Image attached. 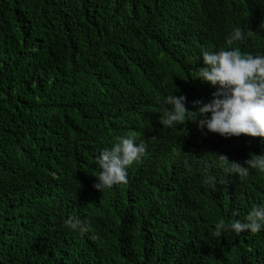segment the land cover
Returning <instances> with one entry per match:
<instances>
[{"label": "trees", "instance_id": "16d2710c", "mask_svg": "<svg viewBox=\"0 0 264 264\" xmlns=\"http://www.w3.org/2000/svg\"><path fill=\"white\" fill-rule=\"evenodd\" d=\"M264 0H0V264H264V229L218 233L264 202V172H226L259 137L163 126L165 95L211 99L200 50L264 54ZM145 153L93 188L118 135ZM89 225L83 235L64 221Z\"/></svg>", "mask_w": 264, "mask_h": 264}, {"label": "clouds", "instance_id": "9594fccd", "mask_svg": "<svg viewBox=\"0 0 264 264\" xmlns=\"http://www.w3.org/2000/svg\"><path fill=\"white\" fill-rule=\"evenodd\" d=\"M243 38L244 30L237 26L224 37L228 47L200 50L202 66L195 68L191 77L214 88L211 99L203 103L192 101L193 111L185 106L183 94L165 95L162 103L166 107L159 116L163 126L172 128L194 121L202 132L207 130L225 138L245 134L264 142V54L242 52L233 46ZM145 150V144L136 142L130 134L116 136L110 147L102 148L94 157L97 169L93 188L101 191L106 186L126 183L128 167L138 162ZM217 156L227 165L226 172H235L241 177L247 176L250 169L264 172V152L251 154L243 165L230 162L222 154ZM236 215L234 210L230 223L219 220L215 225L218 233L229 229L236 234L245 230L257 233L264 229V202L253 204L243 220L235 218ZM64 223L81 235L89 231V225L76 217H69Z\"/></svg>", "mask_w": 264, "mask_h": 264}]
</instances>
